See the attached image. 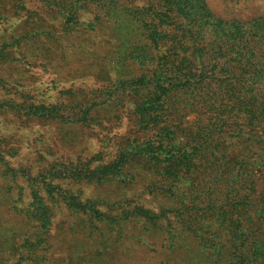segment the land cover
Here are the masks:
<instances>
[{"label":"rangeland","instance_id":"374dc122","mask_svg":"<svg viewBox=\"0 0 264 264\" xmlns=\"http://www.w3.org/2000/svg\"><path fill=\"white\" fill-rule=\"evenodd\" d=\"M0 264H264V0H0Z\"/></svg>","mask_w":264,"mask_h":264}]
</instances>
